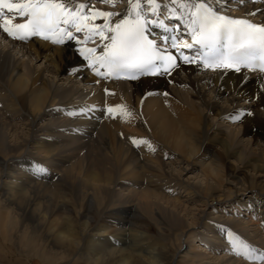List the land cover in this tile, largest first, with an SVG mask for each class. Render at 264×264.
<instances>
[{
    "label": "bare ground",
    "instance_id": "6f19581e",
    "mask_svg": "<svg viewBox=\"0 0 264 264\" xmlns=\"http://www.w3.org/2000/svg\"><path fill=\"white\" fill-rule=\"evenodd\" d=\"M209 2L264 20L260 1ZM79 47L0 29V264H30L33 251L45 264H260L228 234L264 251V74L181 61L104 79ZM116 105L131 115H109ZM36 164L50 175L35 178Z\"/></svg>",
    "mask_w": 264,
    "mask_h": 264
},
{
    "label": "snow or ice",
    "instance_id": "6c2138e0",
    "mask_svg": "<svg viewBox=\"0 0 264 264\" xmlns=\"http://www.w3.org/2000/svg\"><path fill=\"white\" fill-rule=\"evenodd\" d=\"M103 2L115 6L118 0ZM228 2L224 0L225 5ZM250 2L254 4L255 0ZM227 11L223 5L214 7L209 0H127L119 14L100 11L78 0H0V29L22 41L33 36L53 43L75 39L81 45L78 52L87 61V68L104 79L122 76L135 80L157 73L163 76L181 67L178 59L213 71L233 70L241 74L242 80L247 70L264 74V20L256 23L222 14ZM260 13L264 14V8ZM253 14L251 10L246 13ZM98 18L102 23L96 22ZM175 24L190 34L191 43L178 35H168L176 32ZM153 26L165 35L149 38ZM81 33L83 39L79 38ZM90 42L96 46L88 47ZM195 46V56L183 52ZM169 47L176 49L179 56L173 55ZM260 79L257 76V81ZM117 112L124 117L131 115L122 105L107 108L109 115ZM81 114H85L83 110ZM132 143L147 142L133 139ZM30 171L37 179L50 175L49 169L40 164ZM228 235L234 253L264 264V251L257 255L250 244L232 238L231 232Z\"/></svg>",
    "mask_w": 264,
    "mask_h": 264
},
{
    "label": "rangeland",
    "instance_id": "374dc122",
    "mask_svg": "<svg viewBox=\"0 0 264 264\" xmlns=\"http://www.w3.org/2000/svg\"><path fill=\"white\" fill-rule=\"evenodd\" d=\"M8 244H10V243H8ZM12 247H14V249L17 248L16 246H14V243L12 244ZM15 250H17V249H15ZM27 254L30 257V261H31L30 264H33L32 262H34V264H45V262H42L41 258H39L38 253H35L33 251V252H30V254L29 253H27Z\"/></svg>",
    "mask_w": 264,
    "mask_h": 264
}]
</instances>
